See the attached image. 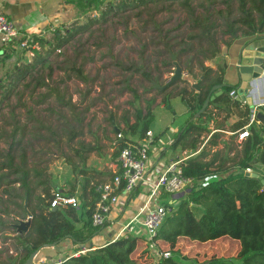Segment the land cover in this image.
<instances>
[{
	"label": "trees",
	"instance_id": "trees-1",
	"mask_svg": "<svg viewBox=\"0 0 264 264\" xmlns=\"http://www.w3.org/2000/svg\"><path fill=\"white\" fill-rule=\"evenodd\" d=\"M67 1L75 9L74 21L59 26V30L51 32L50 39L33 36V44L40 50L46 46L58 51L60 46L68 43L76 35L88 31L98 22H105L119 12L135 11L134 15H138L140 13L138 8H143V11L151 5L157 12L178 10L183 14L184 18L180 23H175L170 29H162L164 22L153 23L154 20L150 22L165 48L168 59L171 60L172 65L170 62L166 65L174 68L175 63L182 73L188 74L197 82L199 90L190 87L183 79L174 81L160 90L153 85L162 86L166 79L160 82L158 77L141 71L144 79L149 82L147 92H153L155 95L144 100L141 107L129 103L131 114L125 112L119 118L123 127L117 128V133L113 127L111 128L116 137L112 143L110 157L116 158L121 147L132 144L144 136L153 118L152 106L155 96L159 97V103L163 106L169 105L170 98L178 97L185 107L188 118L175 134L173 146H179L187 154V157L178 163L181 175L196 183L194 185L190 183L186 188L188 191L175 200L164 192L158 195L160 199L166 196L167 200L163 203H169L170 210L164 214L150 238L125 232L113 240L105 241L102 245L88 246L83 252L75 254L81 249L80 246L90 241L105 225L103 222L101 226H93L90 221L97 200L94 191L97 182L88 184L86 175L92 170L85 166V153L97 147L79 141L78 148L72 150L73 156L77 159L76 164L66 162L71 165V171L76 169L78 174L83 175V178L80 176L79 192L75 191L73 179L65 191L66 195L77 200V206L49 208V200L59 187L51 185L52 182L46 180L48 178H39L33 181L34 184L31 183L30 169H27L28 161L23 152L24 146L20 144L25 125L13 124L8 134L9 142L0 153L2 171L0 214L11 217L12 227L9 226L7 229L14 233L13 224L18 220L27 219V214L23 210L25 202L30 223L25 232L12 237V254H8L6 249H0V264H24L28 255L35 249L44 244H59L63 239H69L75 248L72 247L70 253L64 254V259L59 264H137L138 258L133 257V253L143 242L153 244L154 248L165 245V251L169 253L164 257L162 256L164 251L157 250L154 258H150V262L146 264H182L170 254V252L174 254L178 238L203 243L222 236L238 241L236 261L211 259L199 263L186 261L185 264H264V188L259 180L263 178L255 168L257 165L264 167V125L256 124L255 116L249 122L252 113L248 105L229 96L231 91L236 93L237 86H228L223 82L226 64L224 61L218 62L220 47L227 48L239 36L257 38L264 34V0ZM91 11L95 13L94 16H89L88 12ZM179 29L178 36H174L179 40L169 43L171 37L168 33ZM19 50L28 54L27 48ZM12 51L13 49L6 55V60L14 53ZM31 51L32 55H28L29 59L23 62L21 68L14 67L7 74V82L10 78L16 81L23 79L43 63L44 56L34 48H31ZM2 54L3 52H0V55ZM208 61L211 64H207ZM70 68L80 81L86 80L81 66ZM127 69L134 72L140 67L130 65ZM262 69L264 70V60ZM8 83L11 86L12 82ZM35 84L41 86L43 82L38 80ZM215 85L218 89L212 90L210 94L222 89L223 91L213 100H209L207 106L195 117V113ZM2 89L0 102L8 98L11 87L5 86ZM130 92L134 100H137L138 96L133 90ZM49 95L45 93L42 98ZM56 100L60 106L71 105L70 101H63L60 98ZM258 108L264 115V105ZM226 109L235 113L237 119L225 129L223 126L227 114L223 115L220 121L216 116L218 112ZM76 120L79 121V118ZM106 121L112 126L111 118H107ZM245 125L248 135L237 147L234 144L235 134ZM222 131L229 132L226 135L227 141L222 146L223 150L216 146L218 139L224 134ZM49 132L54 135L53 131ZM75 133L72 132L68 140L72 139ZM16 135L19 137L18 140L14 138ZM245 168H250L251 172L245 173ZM252 173L255 176L250 175ZM113 174L108 179H111ZM32 176L40 177V171L33 170ZM15 183L20 187L21 193L13 189L12 185ZM35 189L38 191L35 192ZM133 192H129L128 195ZM117 193H120V189ZM7 223L1 221L0 226L5 227L9 225Z\"/></svg>",
	"mask_w": 264,
	"mask_h": 264
},
{
	"label": "rangeland",
	"instance_id": "rangeland-1",
	"mask_svg": "<svg viewBox=\"0 0 264 264\" xmlns=\"http://www.w3.org/2000/svg\"><path fill=\"white\" fill-rule=\"evenodd\" d=\"M43 1L45 5L50 4L48 0ZM142 9L138 8L140 10L138 15H134L135 11H124L109 17L105 22H98L88 31L76 35L68 43L60 46L58 51L46 46L40 50L34 45L33 48L38 50L45 60L23 79L18 81L13 78L8 79V82H12L11 86L7 82V74L14 67L21 68L23 62L29 59V54L17 49L6 60V55L10 52L3 51L0 57V98L3 87H11V89L8 98L0 102V133L2 134L0 153L9 142L8 134L13 124L18 126L24 124L25 131L20 143L24 146V156L30 163V168L40 171L41 174L40 177H33L34 180L48 178L54 182L60 180V183L68 180L62 177L64 174L68 177L64 168L66 167V171L70 172L71 165L66 162L76 164L77 159L73 156L72 150L78 148L79 141L97 147L85 153V164L104 167L109 165L112 161L110 157L112 143L116 137L111 132V128L123 127L119 118L125 112L131 114L129 103L141 107L144 100L155 95L153 92H147L149 82L144 79L141 71L158 77L160 82L171 76L174 68L166 65L167 62L172 65L171 60L168 59L165 48L150 21L164 22L162 29L165 30L174 27L175 23H180L184 16L178 10L157 12L151 5L143 11ZM73 13L75 15L76 12ZM88 13L89 16L95 15L92 11ZM73 18L61 25L74 21ZM61 25L54 30H59ZM179 31L180 29L168 33L171 37L169 43L179 40L174 37L178 36ZM51 32L43 34L42 38L50 39ZM222 48L220 47L219 50V58H223ZM218 62L221 60L218 59ZM206 63L208 64L209 61ZM130 65L140 69L132 72L127 69ZM72 66H81L86 78L84 82L71 72ZM229 74H234L232 66L226 69L225 80ZM38 80L43 82L41 86H36ZM232 83L234 82H227V84ZM130 90L138 96L137 100H134ZM45 93L50 95L43 99L42 95ZM57 98L70 101L71 105L60 106L57 104ZM171 99L174 98L168 100L169 104ZM159 104V97L155 96L152 110H155L156 114H161L164 110L158 107ZM176 105L178 109L183 108L178 100ZM76 118H79V121ZM107 118H111L112 126L106 121ZM155 126L156 120L153 119L151 127L155 128ZM50 130L54 135L50 134ZM72 132L77 133L68 140ZM14 138L19 139L18 135ZM73 171V174H70L76 182L79 177L74 175L76 169ZM78 183L80 184V180ZM56 192L63 193L59 190ZM125 205L123 201L119 208ZM121 214L118 213L116 218L120 219ZM2 220L6 223L13 222L10 216L3 217ZM3 237L1 236V239ZM100 239L98 234L93 240L98 242ZM64 240L68 244L66 239L62 241ZM237 246V240L226 236L201 244L180 237L177 239L174 254L171 252L170 254L182 264L191 261L205 262L211 259L236 261ZM9 247L11 248L10 245ZM157 250L165 251L166 247L158 245L154 248L153 244L143 242L135 249L133 257L138 258L137 264H146L150 262V258H154ZM58 255L60 256L59 253Z\"/></svg>",
	"mask_w": 264,
	"mask_h": 264
},
{
	"label": "crops",
	"instance_id": "crops-1",
	"mask_svg": "<svg viewBox=\"0 0 264 264\" xmlns=\"http://www.w3.org/2000/svg\"><path fill=\"white\" fill-rule=\"evenodd\" d=\"M48 2L50 4L45 5V2L43 0H0V13L13 21L19 33V36L31 35L36 37L37 36L42 37L43 34H50V32L53 31L58 25L64 24L68 22L71 19V17L72 18L74 17L73 12L75 11V9L70 5V3H68L67 0H48ZM249 38H253V37L246 38L239 36L235 38L227 48L223 47L221 49L223 58L218 57V59L221 60V62L224 61V63L226 64L223 73V82L228 86H238L239 78L236 71L237 56L242 45H244L246 40H248ZM254 39L258 40L260 46H264V34ZM17 44L18 43L15 40L9 42L7 46H3L0 44V52H3L6 49H8L10 53L12 49H13L12 52H16V50L18 49ZM230 66H232V68L234 69V74H229L227 76V80H225L224 78L225 71ZM226 81L234 82V83L227 84ZM263 89H264V82L260 81L259 79L254 80L250 92L252 98V106L254 107V112L257 111L261 112L258 108L257 103L260 101L262 97L261 93L263 92ZM173 98L174 99L170 100V104L167 105L169 106L168 108L166 106H163L162 104L158 105L160 109L164 108L163 112L165 111V113L162 112L161 114H156L157 112L155 110L154 111L152 110L153 118L150 122L148 129L151 131L152 134V139L148 146L147 169H146V179L148 183L136 187L134 192L130 196L128 194H123L120 192L117 196V202L114 204V206L111 207L108 213V217H107L108 220L105 221V225L101 228V230L98 233L100 234L101 237L100 241L95 242L93 240L94 237H92L90 241L80 246L81 249H85L88 246L102 245L105 241L113 240L115 237H118L120 233L122 234L125 232H129L144 236V231L141 226V221H142V216L145 213V209L143 208V206L145 204L147 197V189L151 188V184L153 183L154 178L167 164L171 162L179 163V161L187 157L186 152L182 150L179 146H173L175 134L179 132L180 128L183 126L184 122L188 118L184 105L180 102L183 105V108L178 109L176 103L177 100L178 101L180 100L178 99V97H173ZM242 103L246 104V102L244 101H242ZM225 114H227V118L224 121L223 127L226 129V127L230 123L234 122L237 119V116L235 113L231 112L230 109H226L218 112L216 119L220 121L223 115ZM153 119L156 120L155 128L151 127V123ZM255 123L257 124L258 122L256 121ZM222 132L224 134L220 139H218L216 145L217 148L221 150H223L222 146L224 142L227 141L226 135L229 134L228 131H222ZM234 144L237 147L239 145L237 144L235 138H234ZM230 154L231 153H229L228 155ZM85 166H87L86 168L88 170H92V172L86 175V178L88 179V184H92L94 182L98 183V182L107 181L109 180L108 178L111 176V174L117 171L116 158H113L112 161H110L109 165L105 167L102 165L97 166V164H93V165L85 164ZM28 168L30 169L29 179L31 180L32 183L34 181L32 176L33 169L30 168L29 162H27V169ZM255 168L257 173L264 179V167L261 165H257ZM64 170L65 173H68V177L66 174H64V176L62 177L64 179L68 178V180L62 181L61 183L59 182L60 180H58L57 182L51 181L52 182L51 185H55L56 187L58 186L59 190L62 191L63 193H65V191L68 189L69 187L68 183L70 182V180L75 179L72 178L70 174V173L73 174L74 171H71L70 169V172H67L66 167L64 168ZM1 173L2 171L0 169V174ZM74 175L78 176L80 180L81 175L77 173V170ZM81 177L83 178V175ZM79 180L77 179V181L74 184L75 191L78 192L80 185L78 183ZM49 181L50 180H48V182ZM195 183L196 182H193L192 185H194ZM12 187L17 193H21V189L18 186V184L15 183L12 185ZM186 188L183 191H185ZM179 196L182 195L178 194L170 197L175 200ZM0 198H2L1 192H0ZM166 200H167L166 196L163 197V199H160L159 197L156 196L150 199L147 205L149 207L154 206L158 202H164ZM123 201L126 203V205L120 209L119 207L121 206V203ZM118 213H122L120 219L116 218ZM3 217L4 216L0 214V222L3 221L2 220ZM129 221L131 222L121 232V227L125 223H128ZM7 224L9 225H6L5 227H2V225L0 226V249L6 248L7 253L12 254V250H11L12 247L10 248L9 245L11 246L10 243L12 242V237L17 233L15 232L14 227H13L14 233H12L10 229H7V227L11 226V222H8ZM1 236L6 237V238L3 237L5 240L3 238L1 239ZM66 241L68 242V244L65 243V240L58 244L59 246L58 253L60 254V256L70 253L72 247L75 248V246L72 244V242L69 239H66Z\"/></svg>",
	"mask_w": 264,
	"mask_h": 264
},
{
	"label": "built area",
	"instance_id": "built-area-1",
	"mask_svg": "<svg viewBox=\"0 0 264 264\" xmlns=\"http://www.w3.org/2000/svg\"><path fill=\"white\" fill-rule=\"evenodd\" d=\"M33 36L22 35L15 27L11 19L0 13V44L7 46L9 42L17 41L19 49L27 48L29 56L32 55L31 48L33 44ZM259 79L264 82V70L261 69ZM262 97L257 103L258 106L264 105V89L261 93ZM229 96L235 98V92H229ZM249 122L253 120L254 112H252ZM247 125L243 126L241 130L236 132L235 140L237 144H241L247 137ZM152 134L150 130L144 133V136L132 144H127L121 147L116 156L117 172H115L111 179L103 182H98L94 186V191L97 194V200L93 211L90 215V221L93 226H101L106 221L108 213L112 206L117 202L118 190L123 194H128L134 191L136 187L147 184L146 169H147V150L151 142ZM245 173H250V168L244 169ZM191 182V179L184 178L181 175L178 162H171L167 164L154 178L151 188L147 189V197L143 208L145 213L142 216L141 226L144 231V236L148 239L154 235L158 228L164 214L168 213L170 208L169 203L164 204L159 202L154 206H148L150 199L158 197L162 192L169 196H175L182 192ZM66 206H77V200L73 196L65 195L63 193L54 192L49 200V208H64ZM125 223L121 227V232L128 226ZM121 234V233H120ZM116 238V237H115ZM114 238V239H115ZM84 249L78 250L75 254L83 252ZM168 251L162 252V256H168ZM60 259L53 257L49 260L39 259L33 264H59Z\"/></svg>",
	"mask_w": 264,
	"mask_h": 264
},
{
	"label": "water",
	"instance_id": "water-1",
	"mask_svg": "<svg viewBox=\"0 0 264 264\" xmlns=\"http://www.w3.org/2000/svg\"><path fill=\"white\" fill-rule=\"evenodd\" d=\"M173 59V56L171 57ZM264 60V46H260L257 39L249 38L246 40L245 44L242 45L241 49L238 52L237 56V66L236 71L239 78V83L236 88V94L237 97L236 100L244 101L248 105L249 109L254 112V107L252 106V98L250 95L251 92V86L256 78L259 77V74L262 69V63ZM174 64V69L169 78L166 79L165 84L162 86H157L154 84V88H158L162 90L167 85L173 83L174 81H177L179 79L186 80L190 87L194 88L195 90H199V86L197 85V82L194 81L188 74H184L181 72L180 68ZM218 89V86L215 85L211 88V91L209 92L208 96L205 98L203 104L201 105V108L195 113V117L207 106V103L209 100H213V98L221 93L223 91H215L213 94H210L212 90ZM167 108L169 106H166ZM254 116L258 123L264 125V115L261 112H254ZM114 131L117 133L118 130L114 128ZM252 176H255L254 173L250 174ZM260 183L262 184L264 188V180L259 179ZM188 190L182 191L178 193L179 195H183ZM177 194V195H178ZM23 210L27 214V219L25 220H18L16 223L13 224V227L15 229V232L21 233L25 232L29 226L30 223V216L25 208V202L23 203ZM59 252V246L58 244H44L41 247L35 249L32 251L28 257L26 258L24 264H33L39 259L49 260L53 257H58L61 260L64 259V255L58 256Z\"/></svg>",
	"mask_w": 264,
	"mask_h": 264
}]
</instances>
